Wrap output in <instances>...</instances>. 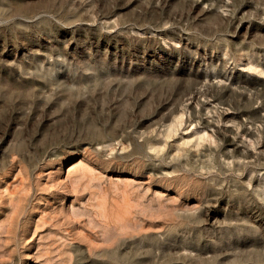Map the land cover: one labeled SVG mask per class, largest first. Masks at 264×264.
Masks as SVG:
<instances>
[{
	"label": "rangeland",
	"instance_id": "rangeland-1",
	"mask_svg": "<svg viewBox=\"0 0 264 264\" xmlns=\"http://www.w3.org/2000/svg\"><path fill=\"white\" fill-rule=\"evenodd\" d=\"M0 264H264V0H0Z\"/></svg>",
	"mask_w": 264,
	"mask_h": 264
}]
</instances>
